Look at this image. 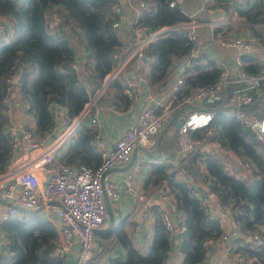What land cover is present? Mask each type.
Segmentation results:
<instances>
[{
    "label": "trees",
    "instance_id": "1",
    "mask_svg": "<svg viewBox=\"0 0 264 264\" xmlns=\"http://www.w3.org/2000/svg\"><path fill=\"white\" fill-rule=\"evenodd\" d=\"M142 1L148 2L151 8L141 13L137 23L132 25L133 36L137 35L134 28L138 25L155 30L189 19L182 6H170V0ZM117 3V0H0V14L9 15L15 29L13 41H0V172L8 167L12 155V142L6 132L9 123L4 102L6 95L12 89H18L20 102L28 105V111L35 118L38 139H44L54 126L52 103L65 106L70 120L78 117L116 65L117 59L113 54L122 51L124 42L121 32L113 28V23L120 17L114 10ZM209 3L210 8L224 6L238 9L250 21L264 22V0H257L248 10H243V3L235 0H209ZM53 15L59 19L55 27L51 25ZM191 46L184 30H171L148 46L146 52L149 59L144 69H147L146 76L155 91L160 93L163 90L173 63L183 60ZM80 53L85 54L83 60L78 58ZM258 59L255 53L244 54V69L257 72L260 66ZM74 62L78 63V70L73 68ZM184 73L185 86L175 94V104L194 89L214 83L220 67L213 58L202 53L193 59ZM124 78L121 73L113 79L102 98L109 96L116 104L128 107L131 100L124 91ZM237 85L232 83L224 90L223 98L215 103H183L176 109L175 120L168 130L163 133L169 121L157 135L156 145H159L160 134H163L160 150L172 154L179 147V128L172 126L182 107H190L188 111L197 108L211 110L214 115L210 128L215 138L244 160L253 162L257 169L253 172L243 171L238 176L230 174L224 168L226 159L221 152L208 148H200L189 154L184 162V176L179 171H172L164 162H153L146 184L154 187L165 183L176 201L177 209L183 211V218H179V222L186 226L179 238L182 256L174 252L176 238L170 239L160 212L147 251L134 242L126 222L102 232L105 238L114 235L119 245L126 249L125 256L121 253L110 255L102 264L203 263L209 250L227 233L221 219L212 217L202 205L195 193V186L187 181L189 177L200 178L205 183L207 189L200 191L216 200L218 211L229 210L230 217L238 222L242 232L251 236L258 231L264 237V144L250 127L236 117L234 108L228 104ZM251 92L253 103L249 108L254 109L256 115L264 116V85L259 91ZM96 134L97 130L85 116L71 135L68 148L60 160L76 166H98L102 155L94 144ZM192 135L206 137L207 129H195ZM2 231L7 239V251L0 250V264H65L53 252L60 238L59 226L40 211L21 212L4 221ZM207 240L212 242L206 245ZM244 242L238 252L246 259L256 257L260 263H264V246L254 249L251 242Z\"/></svg>",
    "mask_w": 264,
    "mask_h": 264
},
{
    "label": "built area",
    "instance_id": "2",
    "mask_svg": "<svg viewBox=\"0 0 264 264\" xmlns=\"http://www.w3.org/2000/svg\"><path fill=\"white\" fill-rule=\"evenodd\" d=\"M184 0H170V6L182 5ZM243 3L244 0H235ZM151 5L146 1H139L140 13L150 10ZM119 14V7H114ZM120 16V14H119ZM9 15L0 14V41L11 42L15 38L14 23ZM248 26H264V22L254 23L246 18ZM58 16L53 15L51 25L57 26ZM137 23V20L134 22ZM208 23L203 19L192 18L187 21L178 22L170 26H164L152 30L144 25H138L134 28L138 34L136 43L132 44L121 52H116L113 57L117 59L114 68L107 74L103 84L92 95L83 112L73 120L67 117V108L59 103H52L54 118L60 111L63 115L64 127L50 137L53 130L47 134L51 139L47 142L38 139L35 134V124L26 123L23 126H17L11 120V111L9 108L8 93L5 98L6 112L9 115V123L6 126V132L12 142V155L8 167L0 172V236L5 248L1 251H7V239L2 231L4 221L13 218L23 212L24 209H37L41 207L50 212V219L54 220L59 226L60 238L54 248V253L60 256L65 264H68V258L72 250L76 247V258L72 264H94L104 263V259L111 254V247L118 241L114 238H102L98 236V230L104 228L110 220V210L107 198L112 201H118L121 196L118 182L109 178L107 173L114 167L128 163L132 155L139 148H154L157 145V135L164 125L169 121L173 111L183 103L201 104L203 102L212 104L223 98V92L232 83L238 85L234 88L229 97L228 104L234 108L233 113L236 117L252 129L257 138L264 144V116L255 114L254 109L249 108L253 103V94L251 90L259 91L264 85V56L261 59L259 70L250 72L244 69L241 55L235 63L221 60L219 62L220 73L216 81L210 85L200 86L186 95L182 101L175 104L174 96L182 91L185 86V69L191 66L193 59L204 53L207 48V42L201 35V28ZM217 26L233 25L232 22L216 21ZM123 23L119 17L114 23L115 31L121 32ZM171 30H184L192 46L188 55L181 61L173 63L175 80L171 87L173 98L161 103L158 107L143 108L137 118V122L130 126L120 136L112 147H108L105 140L97 130L99 124V101L106 92L110 82L124 72L125 67L133 62L138 66L144 65L149 59L147 54L148 45L162 34ZM219 43L225 48L237 47L242 51L253 48V40L244 36L225 35L219 38ZM73 68L79 69L77 62L72 64ZM126 87L125 93L131 100L129 109H132L134 102L139 99L135 88V83L125 75ZM11 90V87H9ZM214 113L211 110L194 109L187 112V117L179 127V147L175 154H164L161 161L170 165L172 171H179L183 176L186 175L184 162L189 154L200 148H214L225 157V170L230 174L240 175L241 171L253 172L257 166L244 160L234 150L222 144L215 138L210 124ZM88 117L90 124L97 130L94 144L102 155L101 163L96 166L81 164L79 166L70 165L60 160V150L67 149L70 143V137L78 127L84 117ZM198 128H206V137H195L192 131ZM24 142L27 144L23 148ZM58 152V156L56 153ZM139 166L128 169L122 185L130 196L140 201L141 209L138 213L139 223L135 225L134 234L138 235L140 223L149 218L151 213L150 200L153 192L145 190L138 185ZM161 199L170 202L173 210L177 209L176 201L165 183H160L156 191ZM201 203L207 208L212 217H219L223 223L227 221L228 213L225 211H216L214 202L203 194L196 191ZM171 208V209H172ZM172 210V211H173ZM225 210V209H223ZM230 216V215H229ZM161 218L165 224L170 239L175 238L176 232L180 234L186 229L181 224L179 218H175L168 210H163ZM235 226L238 222L234 220ZM239 227V226H238ZM228 234L222 236V240L227 239ZM251 245L254 249H261L264 246V237L255 231L251 234ZM212 240H207L206 245ZM110 243V244H109ZM109 244V245H108ZM211 249L209 250V252ZM239 264H264L260 263L256 257L248 258L239 253ZM256 262H253L255 261Z\"/></svg>",
    "mask_w": 264,
    "mask_h": 264
},
{
    "label": "crops",
    "instance_id": "3",
    "mask_svg": "<svg viewBox=\"0 0 264 264\" xmlns=\"http://www.w3.org/2000/svg\"><path fill=\"white\" fill-rule=\"evenodd\" d=\"M117 1L118 3L116 5L117 7H119L120 18L122 19L123 23L121 29V38L124 42V45L122 50H125L130 47L136 39L135 35L133 36L131 26L139 18L141 13L138 0ZM256 1L257 0L245 1V3L241 4L243 10L250 9ZM200 16H204L201 19L208 21V23H206L200 31L204 41L207 42V48L204 52L206 56H208L209 58H213L217 62V64H219L221 60L235 63L239 55H241V57L243 58L244 54L255 53L259 57L257 61H261L264 56V26H248V21L246 19L247 17L241 15L238 9L226 8L224 6H217L216 8L212 6L210 8V3ZM216 21H222L225 23L232 22L233 25L217 26L215 25ZM225 35L244 36L250 38L253 40V48L246 51H242L237 47L225 48L219 43V38ZM81 55L82 54L80 53V55L78 56ZM79 59L83 60L84 58ZM144 65L138 66L136 63L132 62L125 67L123 72L124 75L129 77V79L135 83V88L139 95V99L134 102L132 109H129V107H124L123 104H116L114 99L111 97L105 96L99 101V124L97 130L105 140V143L108 147H112L115 144V141L120 136H122L125 130L137 122L139 113L143 108L158 107L161 105V103L166 102L172 97L173 93L171 87L175 80L174 72L176 71H174V69L179 65L174 66V68L172 67L170 75L165 82V85L163 86L162 92L158 94L153 93V87L149 84L148 78L146 76L147 69H144ZM16 80L17 79H15V81ZM17 90L14 91V89H12L9 96L8 106L11 111V120L17 126H23L26 123L35 124V118L33 114L28 111V105L20 102L19 93ZM159 94H161V97H159ZM157 97H159V100H156ZM60 112L61 113H59L55 118V123L52 128L54 132L50 134L51 138L54 137L53 134L59 133L64 127L63 115H65V112ZM179 112H181L182 114V112H185V109H183L182 107ZM174 114H172L171 118H175ZM174 127L175 126H172V128ZM176 128L178 127L176 126ZM160 136L162 139L163 135L160 134ZM50 137L46 136L43 140L47 142L51 139ZM26 146L27 144L24 142L23 148L25 149ZM177 149L178 147L173 150L174 153L172 154H175L177 152ZM64 151L65 149L60 150V154L62 155ZM134 153H136V156L134 157V160L129 167L127 166L130 164L132 158L128 163L114 167L107 173L109 178L118 182L121 192V196L118 201H112L107 198V203L108 207H110L111 209L112 215L115 218L114 226L112 228H114L121 222H126V228L128 230L130 229L134 242L141 246L143 251H147L151 243L152 235L154 233V224L158 214L160 212L162 213L163 210H168L175 218H183V211H181L180 209L173 210L169 201L161 199L160 196L155 193L157 186L153 187L150 184H146L151 164L153 162L159 161L161 159V156H163L164 154L170 153H166L160 150L159 145L149 149H147L146 147L139 148ZM56 156H58V152L56 153ZM137 166H139L137 177L138 185L145 190L153 192L152 199L150 200V209L152 215H150L149 218L146 219L143 223H140L138 235L134 234V229L135 224L139 223L137 215L139 213V210L141 209L142 204L139 200L130 196V194L124 189L122 185V179L124 178L128 169ZM187 181L190 184L194 185L197 191L201 189H207V186L205 185V183L203 184L200 178L189 177L187 178ZM210 199L214 203L216 202V200L212 196ZM40 212L45 217H50V212H47L44 208H41ZM109 222L104 228H102V231L97 232L99 237L105 238L101 235L102 232H106L112 229L111 228L109 230H106V228L109 226ZM223 226L225 232L228 234L227 239H219L215 243L213 249H211V251L208 253L206 260L201 264H238V248L244 245V241H248L249 243L251 242L250 235L242 232L240 228L238 226H234L232 222H229L227 220L223 224ZM180 236L176 238V241L174 242V252L182 256L180 252ZM107 237L108 239L114 238V235H110ZM0 246L3 249L5 248L2 240H0ZM109 246L111 247L112 251L110 255H116V253H121L124 256L126 255V249L123 246L121 247L119 245V242H117L115 245L112 244ZM74 248L75 249L72 250V253H70L69 255L68 264H72L76 258L77 249L76 247ZM110 255H108L107 258L104 259V263L107 261ZM250 258L251 257H249V259Z\"/></svg>",
    "mask_w": 264,
    "mask_h": 264
},
{
    "label": "rangeland",
    "instance_id": "4",
    "mask_svg": "<svg viewBox=\"0 0 264 264\" xmlns=\"http://www.w3.org/2000/svg\"><path fill=\"white\" fill-rule=\"evenodd\" d=\"M251 1H254V0H251ZM208 4H209V0H184L183 1V4L181 5L182 6V8H183V10L188 14V13H191V14H188L189 15V19H187V20H190V19H192V18H196V19H201L202 17H204V16H200L201 14H202V12L203 11H205V9L207 8V6H208ZM195 14H194V13ZM200 16V17H199ZM187 20H184V21H187ZM204 21H206V20H204ZM181 22H183V21H181ZM206 22H208V21H206ZM134 24V23H133ZM132 24V25H133ZM132 27V26H131ZM135 31V30H134ZM135 33V32H134ZM135 41H134V44L136 43V41H137V35L135 34ZM158 38V37H157ZM156 38V39H157ZM154 41V40H153ZM152 41V42H153ZM151 42V43H152ZM150 43V44H151ZM149 44V45H150ZM148 45V46H149ZM148 48V47H147ZM132 63V62H131ZM130 64V63H129ZM128 64V65H129ZM145 64V63H144ZM127 65V66H128ZM172 67H173V65H172ZM172 67H171V70H172ZM171 72V71H170ZM125 76V75H124ZM124 80H125V83H126V78H124ZM126 87V86H125ZM124 91H125V89H124ZM162 92V91H161ZM160 92V93H161ZM153 93L154 94H158V92L157 91H155L154 89H153ZM160 96H161V94H159ZM109 97V96H108ZM171 98H173V94H172V97ZM131 104V103H130ZM129 107V106H128ZM177 109V108H176ZM190 109V107H186V109H185V112H190V111H188ZM174 112H175V110L173 111V113L172 114H174ZM178 117H177V119L181 116V115H177ZM172 118H170L169 120H171ZM176 119V120H177ZM175 127H176V125H174ZM208 149H214V148H208ZM160 162H163V161H161V160H159ZM165 163V162H164ZM167 164V163H166ZM169 165V164H168ZM170 166V165H169ZM241 172H243V171H241ZM201 180V179H200ZM202 181V180H201ZM215 204V203H214ZM214 209L217 211V208H216V205H214ZM136 225V224H135ZM134 232H135V229H134Z\"/></svg>",
    "mask_w": 264,
    "mask_h": 264
},
{
    "label": "water",
    "instance_id": "5",
    "mask_svg": "<svg viewBox=\"0 0 264 264\" xmlns=\"http://www.w3.org/2000/svg\"><path fill=\"white\" fill-rule=\"evenodd\" d=\"M78 57L79 58H84L85 54H82L81 56H78ZM159 97H161V96H159ZM159 97H157L156 100H159ZM186 117H187V112H182L181 116L176 120L175 125L179 128L181 123L185 120ZM173 120H175V118H172V120H170L168 122V124L164 127L163 133L168 130V128L172 124ZM160 140H161V136L158 139V144L159 145H160ZM135 156H136V153L133 154L132 160H131L130 164L127 167H129L132 164ZM107 201H108V199H107ZM19 209L22 210L23 212H26V213H36V212H39L41 210V207H39L37 209H24V208L19 207ZM109 210H110V222H109V226L106 228V230L111 229L114 226V222H115V218L112 215L110 207H109ZM222 211H225L226 213H228L227 210H223L222 209ZM227 220L229 222H232L234 224V226H235L234 219H232L229 215H227ZM98 231L100 232V231H102V229H100ZM180 235H181L180 232H176L175 238H178ZM1 239H2V236H0V240Z\"/></svg>",
    "mask_w": 264,
    "mask_h": 264
}]
</instances>
